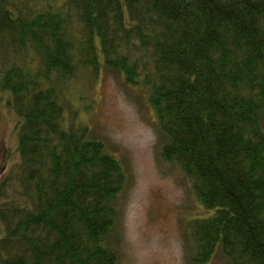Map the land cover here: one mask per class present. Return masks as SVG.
<instances>
[{
	"label": "trees",
	"instance_id": "obj_1",
	"mask_svg": "<svg viewBox=\"0 0 264 264\" xmlns=\"http://www.w3.org/2000/svg\"><path fill=\"white\" fill-rule=\"evenodd\" d=\"M143 87L163 142L211 213L190 264H264V0H0V97L18 160L0 182V264H118L120 161L67 124L83 70Z\"/></svg>",
	"mask_w": 264,
	"mask_h": 264
},
{
	"label": "rangeland",
	"instance_id": "obj_2",
	"mask_svg": "<svg viewBox=\"0 0 264 264\" xmlns=\"http://www.w3.org/2000/svg\"><path fill=\"white\" fill-rule=\"evenodd\" d=\"M67 124L86 127L121 163L114 242L118 264H190L187 222L211 211L197 201L191 181L160 156L163 142L143 87L106 68L83 70L61 88ZM17 116L0 97V182L18 160ZM1 226V225H0ZM205 264H228L220 252Z\"/></svg>",
	"mask_w": 264,
	"mask_h": 264
}]
</instances>
